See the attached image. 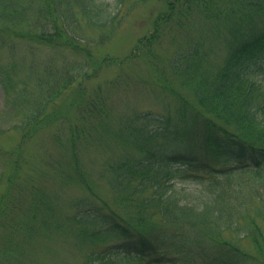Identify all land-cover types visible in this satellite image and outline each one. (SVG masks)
<instances>
[{
    "label": "trees",
    "instance_id": "16d2710c",
    "mask_svg": "<svg viewBox=\"0 0 264 264\" xmlns=\"http://www.w3.org/2000/svg\"><path fill=\"white\" fill-rule=\"evenodd\" d=\"M108 5L105 0H0V41L77 52L84 57L82 65L91 68L84 75L96 77L104 66H122L145 53L154 57L152 45L164 26L189 28L193 16L207 23L215 39L196 36L177 47L168 62L178 87L156 70V84L171 94L175 106L129 113L117 128H99L114 135V156L100 177L108 181L111 202L76 166L73 179L87 195L72 204L74 224L68 222L80 228L88 246L84 264H264V0H168L153 33L124 59L93 53L68 30L67 23L80 20L79 12L99 30L101 41L109 39L116 15ZM219 48L224 57L214 59ZM30 55L1 67L8 93H16L20 83L12 73ZM44 71L37 76L32 111L10 126L24 139L66 117L47 107L74 80L67 73L50 79V68ZM23 88L13 104L32 100ZM85 103V121L104 114L96 102ZM10 128L0 126V135ZM80 133L86 131L71 130L73 137ZM13 152L17 157L9 183H15L20 170L21 154ZM191 182L202 188L189 189ZM40 208V203L32 205V218Z\"/></svg>",
    "mask_w": 264,
    "mask_h": 264
},
{
    "label": "rangeland",
    "instance_id": "374dc122",
    "mask_svg": "<svg viewBox=\"0 0 264 264\" xmlns=\"http://www.w3.org/2000/svg\"><path fill=\"white\" fill-rule=\"evenodd\" d=\"M105 1L109 11L116 15L109 39L101 41L99 30L79 12L80 20L67 23L68 30L93 53L124 59L135 51L141 38L153 33V23L165 11L168 0H124L122 4L119 0ZM208 28L198 16L190 18L189 28L166 25L152 45L154 57L145 53L139 59L125 60L122 66H104L96 77L84 75L91 73V68L82 65L84 57L77 52L24 41H0V126L17 125L24 112L32 111L29 103L36 102L37 76L47 74L45 67L51 70L50 79H62L67 73L74 80L47 107V112L58 110L65 118L42 125L28 139H24L18 128L0 135V264H84L88 246L78 234L80 228L71 227L68 222L70 219L73 223L72 204L87 195L84 185L73 179L78 171L76 166L85 172L96 193L111 202L108 181L100 177L105 163L114 156L110 151L115 148L114 135L104 134L99 128H104V124L105 128L113 125L117 128L118 121L129 113L162 112L165 107L175 106L171 94L156 84V80L162 73L178 87L169 58L179 45L196 36L215 39ZM221 49L212 55L214 59L224 57ZM28 53H32L31 57H26L17 72L12 73L14 82L20 83L12 95L5 90L11 87L3 85L5 76L1 67L20 62ZM29 61L35 66L32 74ZM260 78L264 84V74ZM23 85L32 100L13 104L11 99L24 89ZM85 102H96L95 107L103 109L104 114L95 113L85 121L84 113L89 106ZM76 127L86 133L71 136L72 128ZM15 149L21 154L20 170L15 183H9L17 157ZM186 186L191 190L202 188L198 182ZM36 203L41 208L32 218V205Z\"/></svg>",
    "mask_w": 264,
    "mask_h": 264
}]
</instances>
